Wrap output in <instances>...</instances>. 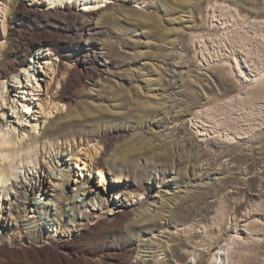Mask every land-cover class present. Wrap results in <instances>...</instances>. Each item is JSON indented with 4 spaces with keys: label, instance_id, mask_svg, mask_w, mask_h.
<instances>
[{
    "label": "rangeland",
    "instance_id": "obj_1",
    "mask_svg": "<svg viewBox=\"0 0 264 264\" xmlns=\"http://www.w3.org/2000/svg\"><path fill=\"white\" fill-rule=\"evenodd\" d=\"M11 1L0 0V64L12 45L19 61L8 68L22 71L45 53L61 71L70 70L74 83L64 98L72 104L73 146L98 142L107 179L138 195L147 190L148 199L124 215L109 201L65 206L76 222L83 217L82 227L60 226L53 212L43 216L27 203L29 209L13 213L9 232L0 228V264H57L56 257L63 264H210L229 236L249 241L247 226H264V75L258 80L239 50L231 55L229 43L223 53L214 51L221 33L210 18L216 2L245 21H262L264 0H127L125 16L104 19L111 12L106 5L116 1L108 0L101 6L106 11L84 19L105 30L89 50L87 34L75 29L83 3L52 11L36 0L38 14L10 15ZM234 57L246 81L235 72ZM207 112L221 116L219 129L196 118ZM41 169L50 173L45 164ZM42 189L39 184L29 202L43 198L44 208L81 190L74 184L63 194ZM3 191L0 209L10 206ZM7 192L11 198L16 189ZM167 203L170 213L160 209ZM254 234L257 242L235 252L236 264H264V230Z\"/></svg>",
    "mask_w": 264,
    "mask_h": 264
},
{
    "label": "bare ground",
    "instance_id": "obj_2",
    "mask_svg": "<svg viewBox=\"0 0 264 264\" xmlns=\"http://www.w3.org/2000/svg\"><path fill=\"white\" fill-rule=\"evenodd\" d=\"M107 1L43 0L44 3H48V10L52 11L72 4H84L83 12L77 15V19L79 18L82 21L80 20V24L78 23L79 25L75 26L76 30H81L88 36L84 50L97 46L95 44L96 39L100 35H104L103 31H105L100 30L92 23L86 22L84 19L88 15L92 17L109 9L110 14L101 17L104 19L105 16L106 18H118V15L125 16L122 12L126 13L128 11L127 0H116L114 3L106 5V10H103L101 6ZM37 4L38 1L36 0H13L9 4L12 6L10 15H16L17 11L21 9H28L30 12L37 13ZM210 5V18H212V23L220 26L221 33L220 39L216 41L217 46L215 45L216 47L213 48L214 51L219 54L223 53L222 51L225 49L223 44H231V47H229L232 51L231 55L236 56L239 50L245 58L244 62L250 64L252 73L258 77V80H261L264 75V20L248 22L230 5L216 2ZM7 9L6 7L3 11L7 12ZM5 22L4 20V31L6 30ZM205 44L202 45L203 49H206ZM13 49L12 45H7L4 48V61L0 64V78L3 79L0 88V188H4L3 193L8 196L5 199L10 201V206L0 209L2 233L5 234L12 229L11 225L13 226L16 221L14 212L18 209L22 210V208L24 211L29 209L27 203L32 204L34 206V209H32L43 216L45 212L46 214L53 212V216H55L54 223L61 226L65 221L71 224L70 227H82L84 225L82 222L83 217L79 216L77 218L78 222H76V219H72V215L67 213L68 210L65 206L69 207V205L76 210L79 206H86L92 201L95 203L97 201L105 203L109 201L113 205L114 213L117 215L136 211L141 201L148 199V191L143 190L138 195L122 185L121 180L107 179V171L103 163L105 158L102 150L99 149L98 142L92 143V145L87 144L84 148L72 144L68 131L73 112L72 104L67 103L64 98V93L73 87L72 84L74 83L70 70L69 72L61 71L60 67L53 63L52 55L45 53L29 62L22 71L18 70L14 64L11 68H8L7 63L12 60L14 62L19 61V56L17 57L14 54L15 50ZM101 49L105 51L104 47H101ZM233 63L238 77L246 81L247 76L244 75L240 62L236 57H234ZM8 70H12L10 79L7 75ZM219 117L221 116L213 112H207L206 117L199 115L196 118L214 125V127L211 126V129L216 130L215 127L222 125V120ZM223 136H226L229 140L233 139L230 134H224ZM43 164L49 168L50 173L47 175L43 173V168L41 169ZM95 175L100 178V183L95 181ZM107 180L109 184H107ZM39 184L44 190L52 188L54 192L60 191L61 194L73 184L79 186L81 190H78L79 192L75 193L71 199L68 198L62 203L60 199L54 201V203L60 202L57 204L46 202V208H44L41 205L44 202L43 198L37 197L35 201L29 202V197ZM9 186L16 189V192H12L11 198H9L10 193L7 192ZM43 189L42 191H44ZM116 190H118L117 193ZM53 194L51 193L52 197H56ZM21 195H24L25 201L23 202L20 199ZM177 198L179 197H175L174 201ZM167 200L172 201V198ZM54 205V210L49 207ZM58 206L60 207L58 208ZM169 208L168 203L160 207L162 211ZM149 210L151 209L147 208L145 213ZM9 222L10 225H8ZM247 229L253 231L247 233V240L249 241L242 239L239 234L229 236L219 251L210 259V264H236L237 262L235 263L233 260L235 252L240 250L241 247L257 242L253 238L254 233L264 230V226L254 222V224L251 223L247 226ZM20 233L19 231L18 234L20 235ZM13 235H16V233H13ZM2 242L3 237L0 236V243ZM149 249L152 248L149 247ZM56 260L57 264H63L60 258L56 257Z\"/></svg>",
    "mask_w": 264,
    "mask_h": 264
}]
</instances>
